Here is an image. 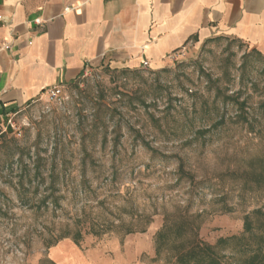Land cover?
Here are the masks:
<instances>
[{"label": "rangeland", "instance_id": "obj_1", "mask_svg": "<svg viewBox=\"0 0 264 264\" xmlns=\"http://www.w3.org/2000/svg\"><path fill=\"white\" fill-rule=\"evenodd\" d=\"M249 50L216 37L156 70L102 65L15 119L0 135V264H50L63 240L95 264H194L177 257L189 239L240 235L258 208L247 241L264 240V59L242 68ZM236 243L222 264H246Z\"/></svg>", "mask_w": 264, "mask_h": 264}, {"label": "crops", "instance_id": "obj_2", "mask_svg": "<svg viewBox=\"0 0 264 264\" xmlns=\"http://www.w3.org/2000/svg\"><path fill=\"white\" fill-rule=\"evenodd\" d=\"M216 37L264 57V0H0V135L49 86L65 89L102 65L146 59L160 69L187 44ZM48 252L50 264H66L62 253L95 264L69 240Z\"/></svg>", "mask_w": 264, "mask_h": 264}, {"label": "trees", "instance_id": "obj_3", "mask_svg": "<svg viewBox=\"0 0 264 264\" xmlns=\"http://www.w3.org/2000/svg\"><path fill=\"white\" fill-rule=\"evenodd\" d=\"M264 59L263 56L256 50L251 49L244 53V60L242 62V68L252 60ZM247 116L248 114L245 115ZM262 213L261 209H254L249 213H246L243 218V231L240 235H232L229 237H220L214 244H208L199 240L197 237H193L187 241V246H183L178 252L177 257H188L187 259L193 261L194 264H222L223 262V248L231 241H236L235 247L240 246L242 254L251 252L249 257L245 260L246 264H264V240L256 243L254 247H251L247 241V238L254 234V230L259 227L256 225V221L252 218L255 214ZM143 231V230H141ZM128 232H132L129 230ZM161 231L156 235L158 239L161 238ZM247 235V236H246Z\"/></svg>", "mask_w": 264, "mask_h": 264}, {"label": "built area", "instance_id": "obj_4", "mask_svg": "<svg viewBox=\"0 0 264 264\" xmlns=\"http://www.w3.org/2000/svg\"><path fill=\"white\" fill-rule=\"evenodd\" d=\"M7 47V45H5ZM140 66L142 68H149V62L146 59H143L140 62ZM88 70H86L85 74L87 73ZM44 96L49 100V101H60L63 98L64 95V87L61 84H54L52 86H49L44 89Z\"/></svg>", "mask_w": 264, "mask_h": 264}]
</instances>
